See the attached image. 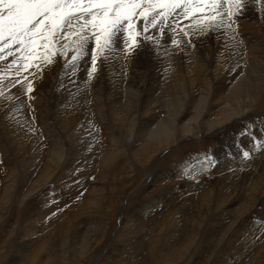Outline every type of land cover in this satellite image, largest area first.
Here are the masks:
<instances>
[{
    "label": "rangeland",
    "instance_id": "obj_1",
    "mask_svg": "<svg viewBox=\"0 0 264 264\" xmlns=\"http://www.w3.org/2000/svg\"><path fill=\"white\" fill-rule=\"evenodd\" d=\"M168 9L154 19L157 42L177 20L199 15L178 18L184 9ZM137 19L134 30L142 33ZM191 33L176 36L178 45L171 38L175 60L164 53L151 64L116 51L105 65L113 46L100 51L91 35L80 52L75 35L55 40L54 51L41 50L31 67H23L17 45L0 51V264H264V155L242 165L241 152L256 141L244 149L238 142L264 122V90L258 105L248 103L246 114L217 131L208 123L231 112L222 98L200 127L193 122L192 135L182 124L173 141L147 135L182 107L187 121L196 114L194 98L206 95L208 72L195 71L194 83L181 86L192 67L184 51L211 44L210 34ZM231 35L237 79L252 57L240 35ZM148 79L157 81L141 97ZM223 142L233 144L225 168L210 157Z\"/></svg>",
    "mask_w": 264,
    "mask_h": 264
},
{
    "label": "bare ground",
    "instance_id": "obj_2",
    "mask_svg": "<svg viewBox=\"0 0 264 264\" xmlns=\"http://www.w3.org/2000/svg\"><path fill=\"white\" fill-rule=\"evenodd\" d=\"M181 3H184V0H181ZM242 3H243V7L239 9V11L235 12V14L232 17H228L227 15V9L229 8V6L224 5L220 9V12L222 13V18L217 17V20L212 22L211 26H205L202 30H198V28L195 26L196 20L201 15L199 13H198L199 14L198 16L193 15L195 17H192V18L187 17V18L181 19V22H178L180 20H177L176 29L175 30L168 29V31H164L163 37L160 42H157V39H153V37L152 38L150 37L151 33L155 32L157 28L156 26L157 23H155V25L150 24L152 23V20H154L156 17H152L151 13H149L147 31L145 32L143 30L142 32L144 33V38H143L142 33H138V36H137L138 43L136 45H131L129 43V47L131 50L125 47V44L127 42V37L123 31L117 32L116 35L113 36L112 42H111V45L113 46V49L111 52L113 53V55L112 54L107 55L106 54L107 52L105 53L107 55L103 57V63L105 65L106 64L110 65V63L115 59L116 51L118 52L122 51V52H125V54L126 52L127 54H131L132 56H134V57H130L131 60L133 58L137 59V61L139 60V62H141L140 60H143L146 62L148 60V62H150L151 64L153 61H155L158 58L159 59L164 58L165 57L164 53H169L168 55L169 56L171 55V57L176 56V53H178V50L176 52L175 48L169 49V46H168L171 43V38L173 41L177 40L178 42L179 39H177L176 36H181L182 34H185V32H187L188 30L190 31V33L192 31L190 35L193 37L194 36L201 37L202 35L208 39L209 34H210L211 41L209 39L208 41L211 42V44L205 45L206 47L204 46L205 48H202V51L199 49L197 51V48L199 46L197 47L195 44L191 45L193 46V48H191L192 50L191 52H188V54H187L188 48L184 51L186 52L185 60L186 61L188 60L187 62H192V67H190L191 65L188 64L190 66L188 68H185L187 69L186 73H184L185 71L183 72L184 74H186L185 75L186 81L185 83L183 82L181 84L183 89L187 86V84L191 86L194 83L195 79L193 78L194 76L192 75L195 74L194 73L195 71L208 72L207 73L208 76L210 75V77L207 78L209 80L208 81L209 88L206 92V95L201 96L197 99L189 96L186 102V106H187L190 103H193L192 101L194 98V103L196 102V109H197L196 114H194V116L190 117L186 121L184 117L185 115H187V110L184 109V107H182L176 113L169 112V115L173 114L172 116H169V119L166 118V119H162L159 121H155L148 127L147 135L149 138L155 139L157 140V142L173 141L175 140L174 137L176 136V130L178 129L179 124H182V126L185 128L187 135H192V133H194L193 132L194 128L192 126L193 122H196V123L198 122L199 127H200V121L198 120L199 119L202 120L203 118H205L206 114L208 113L210 114L211 112L210 107L212 103H214L216 100H220L221 98L224 99L228 103V106H229L228 110H231V112H227V114L226 113L222 114L224 115V117L223 116H222L223 118L217 117L218 120L216 121H211V122L208 121L209 131L211 132L217 131L219 127L227 124L231 119H234L236 114H239V113L243 115L246 114L245 107L248 103H250L251 106L259 104V101H260L259 96H258L259 92L262 91L263 93V90H264V83H263L264 82V73H263L264 71L263 69L264 68V0H242ZM185 6H188V5L185 4ZM195 6L196 5H194L193 7ZM178 8L184 9V7H179V6ZM169 9L171 10V8ZM158 12L159 13L162 12V9L157 10V14L159 16ZM183 16H185V14L184 15L181 14L178 18H182ZM143 19H144L143 17L138 18L137 23L142 24L141 26L143 27V29H145V24L143 22ZM228 28L231 29V32L228 31ZM196 30L197 32L200 33L199 35H196L197 33V32L195 33ZM232 33H237L238 36L240 35L241 37L240 40H242L243 45L246 46L249 55L252 57L251 61L249 62L250 68L248 72L247 71L244 72L245 74L243 75L240 74L242 77L240 76L237 79L235 77L237 76V73L239 72L233 71L235 67V64H234L235 54L234 56L232 55L234 51H232L231 49L232 47L230 48L228 46L230 45V43L228 42L229 44L228 43L226 44V39L230 37ZM242 43L240 44L242 45ZM145 44L146 46H143ZM176 44L178 45V43ZM211 45H213L212 49H210ZM158 46H159V49H158ZM241 51H243V49ZM146 57L148 58L146 59ZM175 58L176 57H174V60ZM185 60L181 59V61H184V63L186 62ZM179 63L181 62L179 61ZM204 65H206V69H204ZM219 67H221V69H226V70L225 72H223L224 74L222 76L217 77L216 70H218ZM151 72L152 74L154 73L153 71ZM176 75L180 77V79L178 80L182 82L181 70L177 69ZM155 76L154 77L151 76V77L155 78ZM153 80L154 79H150V80L148 79L149 84L148 83L147 84L149 85V87H147L148 86L147 85L145 86V88H143V90L140 91L141 97H142V93L143 94L145 93V95H148L149 92H151L150 89H151ZM155 81L157 80H154L153 82ZM127 91H128L127 93L129 94L132 92V90H127ZM182 92L183 91L180 92V95L182 94ZM147 101L148 100H146V102ZM260 116L263 117L264 113L260 114ZM184 120L186 122H183ZM259 135H264V122L262 123L260 127H257L251 134L244 136L240 141H238L239 148L241 146L242 149H244V147H247L248 145L251 146L250 141L252 139L256 141L255 145H252L256 147L253 149V151H251L252 150V147H251L248 157H245L243 155L244 152H241L242 154L240 155V161L242 162L241 163L242 165H244L243 163H248V161H251V160L252 161L259 160L258 158L264 155V138L259 139ZM232 145H233L232 142L230 143L223 142V144L218 149L212 152V156L210 157H212V161L215 164H219L217 166H221L222 168L227 167L228 161H230L232 154H233L231 150ZM252 153H256V154L251 156ZM256 155H258V158L252 159ZM180 192L181 191L179 192L177 191V193H180ZM91 231L92 230H90V228L86 230L85 232L86 239H88V237L90 236Z\"/></svg>",
    "mask_w": 264,
    "mask_h": 264
},
{
    "label": "snow or ice",
    "instance_id": "obj_3",
    "mask_svg": "<svg viewBox=\"0 0 264 264\" xmlns=\"http://www.w3.org/2000/svg\"><path fill=\"white\" fill-rule=\"evenodd\" d=\"M193 3L195 7H191ZM225 4L229 5L228 17L243 7L242 0H184V3L181 0H147V3L144 0H0V51L17 45V51L25 61L23 67H31L29 62L38 60L41 50L44 53L54 51V41L59 38L75 35L76 51L80 52L91 35L100 51H104L111 45L113 36L121 31L127 37L125 47L131 50L129 43H138L133 23L138 17L144 18L146 32L149 13L158 18V9L184 7L187 16L201 14L195 26L202 30L211 26L217 17L222 18L220 9ZM159 15H164V12ZM44 59L47 60L48 55H44ZM96 60L94 47L91 55L93 66ZM243 155L247 157L249 153Z\"/></svg>",
    "mask_w": 264,
    "mask_h": 264
}]
</instances>
